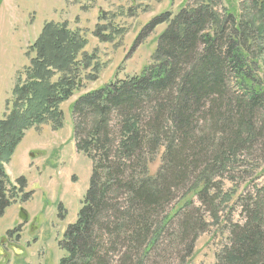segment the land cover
<instances>
[{"label": "trees", "instance_id": "obj_1", "mask_svg": "<svg viewBox=\"0 0 264 264\" xmlns=\"http://www.w3.org/2000/svg\"><path fill=\"white\" fill-rule=\"evenodd\" d=\"M227 1L223 13L221 0L160 13L143 30L166 23L152 62L72 104L76 147L92 173L59 264H179L224 220L228 242L215 264H264V192L252 195L244 179L253 171L242 169L264 145V0L241 11ZM126 33L112 21L95 27L107 42ZM86 44L67 21H47L27 47L29 64L16 73L0 118V219L32 194L25 176L12 180L6 169L26 133L63 128L62 105L97 79L99 61ZM226 180L244 191L235 197ZM231 200L243 224L233 223Z\"/></svg>", "mask_w": 264, "mask_h": 264}, {"label": "rangeland", "instance_id": "obj_2", "mask_svg": "<svg viewBox=\"0 0 264 264\" xmlns=\"http://www.w3.org/2000/svg\"><path fill=\"white\" fill-rule=\"evenodd\" d=\"M196 1H0V118L6 99L11 97L16 73L29 64L25 54L27 47L36 39L45 22L67 21L73 29H79L87 39L84 50L95 52L100 65L97 79L87 82L85 88L62 105L65 112L63 128L54 130L49 124L32 128L26 133L11 161L6 164L12 180L20 176L27 178V191L32 194L28 200L18 201L9 207L0 219V264L60 263L63 254L61 241L67 226L77 219L92 173V160L76 147L72 104L81 94L116 78L139 73L149 65L157 46V36L166 27V23L149 31H143L144 28L160 13L171 11L175 14L181 6ZM235 1L241 11V7L252 0ZM227 6L231 8L227 0H221L217 4L218 11L223 13ZM102 15L106 20L99 22ZM110 21L127 28L119 44L103 41L95 34L98 23L106 24ZM142 32L144 36L134 46ZM90 121L88 117L86 129H89ZM256 150L259 154L245 158L242 169L253 171L252 176L245 177L244 183L248 182L252 195L259 196V193L264 192L263 143ZM243 186L245 188V184L239 186L226 180L224 190L234 188L237 197L244 191ZM230 203L229 206L234 208L231 215L233 223L243 224L245 219L240 214L241 207L233 200ZM229 206L223 210V214L229 210ZM22 209L28 216L26 220L21 218ZM225 224V220L219 225L211 224L207 231L198 236L192 255L185 258L184 262L181 259L179 264H215L216 254L228 242L229 226ZM3 239L8 245H4L5 242L1 241Z\"/></svg>", "mask_w": 264, "mask_h": 264}, {"label": "water", "instance_id": "obj_3", "mask_svg": "<svg viewBox=\"0 0 264 264\" xmlns=\"http://www.w3.org/2000/svg\"><path fill=\"white\" fill-rule=\"evenodd\" d=\"M27 214L25 213V211L22 209V211H21V218L22 219H24V220H26L27 219ZM2 242L4 241V239L3 240H1Z\"/></svg>", "mask_w": 264, "mask_h": 264}, {"label": "flooded vegetation", "instance_id": "obj_4", "mask_svg": "<svg viewBox=\"0 0 264 264\" xmlns=\"http://www.w3.org/2000/svg\"><path fill=\"white\" fill-rule=\"evenodd\" d=\"M4 242H5V244H4V245H6V244L8 245V242H7L6 240H5ZM9 243H10V242H9Z\"/></svg>", "mask_w": 264, "mask_h": 264}]
</instances>
